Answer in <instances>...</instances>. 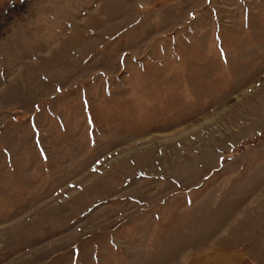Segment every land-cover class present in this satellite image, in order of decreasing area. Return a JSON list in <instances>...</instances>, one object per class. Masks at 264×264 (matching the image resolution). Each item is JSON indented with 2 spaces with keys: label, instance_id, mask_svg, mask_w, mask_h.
<instances>
[{
  "label": "rangeland",
  "instance_id": "374dc122",
  "mask_svg": "<svg viewBox=\"0 0 264 264\" xmlns=\"http://www.w3.org/2000/svg\"><path fill=\"white\" fill-rule=\"evenodd\" d=\"M264 264V0H0V264Z\"/></svg>",
  "mask_w": 264,
  "mask_h": 264
},
{
  "label": "crops",
  "instance_id": "0c3cea01",
  "mask_svg": "<svg viewBox=\"0 0 264 264\" xmlns=\"http://www.w3.org/2000/svg\"><path fill=\"white\" fill-rule=\"evenodd\" d=\"M226 261H220L219 263H222V264H246L244 262H241V258H238L237 256H234V255H231L230 252L226 251ZM194 264H207V263H203V262H200V263H194ZM250 264V263H248ZM252 264V263H251Z\"/></svg>",
  "mask_w": 264,
  "mask_h": 264
}]
</instances>
